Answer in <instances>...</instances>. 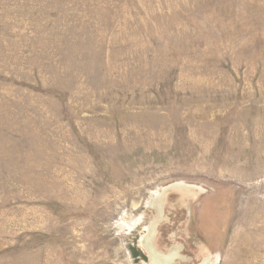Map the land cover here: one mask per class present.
Wrapping results in <instances>:
<instances>
[{
    "label": "rangeland",
    "instance_id": "1",
    "mask_svg": "<svg viewBox=\"0 0 264 264\" xmlns=\"http://www.w3.org/2000/svg\"><path fill=\"white\" fill-rule=\"evenodd\" d=\"M0 264H264V0H0Z\"/></svg>",
    "mask_w": 264,
    "mask_h": 264
}]
</instances>
